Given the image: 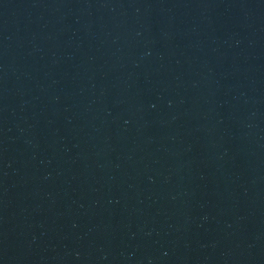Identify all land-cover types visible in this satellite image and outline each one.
I'll return each mask as SVG.
<instances>
[{"label":"water","instance_id":"95a60500","mask_svg":"<svg viewBox=\"0 0 264 264\" xmlns=\"http://www.w3.org/2000/svg\"><path fill=\"white\" fill-rule=\"evenodd\" d=\"M0 264H264V0H0Z\"/></svg>","mask_w":264,"mask_h":264}]
</instances>
